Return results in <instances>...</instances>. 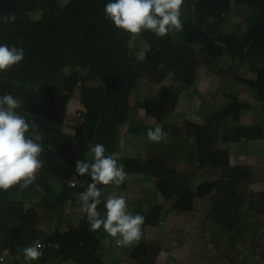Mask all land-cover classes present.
<instances>
[{"label":"trees","instance_id":"1","mask_svg":"<svg viewBox=\"0 0 264 264\" xmlns=\"http://www.w3.org/2000/svg\"><path fill=\"white\" fill-rule=\"evenodd\" d=\"M106 3L0 0V43L25 51L21 62L0 71V95L11 93L20 100L16 110L35 123L26 135L43 145L42 166L35 180L25 187L18 182L0 188V248L8 251L6 264H25L26 260L30 261L27 264H46L58 258L73 264H103L102 257L113 252L111 236L103 226L92 230L86 211L78 227L65 231L59 227L67 202L82 207L78 193L91 177L72 186L67 181L72 174L86 177L76 172L75 164L90 158L95 143L105 145L106 154L117 156L119 129L127 124L132 132L134 128L126 122L140 113L154 120L152 124L142 122L145 135L155 126L164 130L165 138L184 131L193 142L195 161L218 165L222 174L217 180L195 183L158 155L148 159L117 156L126 174L154 177V187L164 198L172 199L169 209L175 212L191 211L194 198L208 197L210 210L204 219L212 233L219 229L230 238L229 244L244 233L247 214L240 206L246 198L238 186L243 183L245 167L231 165L227 150L213 140L219 135L220 143L262 138L263 126L237 124L225 129L229 119L238 121L245 108L235 93L227 94V104L212 111L204 123L185 121L177 127L168 119L180 91L189 88L205 68L219 76L232 75L264 102V0H184L182 28L163 36L151 30L131 33L115 26L105 16ZM10 15L15 19H4ZM233 60L236 67L229 64ZM241 69L250 72L251 78L240 74ZM167 78L172 80L169 86L162 83ZM70 102L80 110L79 121L68 130L65 114ZM219 127L225 131L217 134ZM98 187L102 199L97 209L105 215L104 201L111 194L108 189L112 187L120 195L126 189L125 181ZM141 198L142 204L127 206L132 214L145 217L142 236L128 255L138 264H152L160 250L146 241L144 229L158 224L163 214L154 200ZM257 200L256 214L264 216V191L257 193ZM48 222L46 231L43 227ZM36 242L42 255L26 258L21 246Z\"/></svg>","mask_w":264,"mask_h":264},{"label":"crops","instance_id":"2","mask_svg":"<svg viewBox=\"0 0 264 264\" xmlns=\"http://www.w3.org/2000/svg\"><path fill=\"white\" fill-rule=\"evenodd\" d=\"M240 74L251 78V73L245 69H241ZM162 83L165 86H169L172 84V80L167 78ZM229 93L237 94L238 99L245 103V108L241 110L238 121L229 119L225 129H232L237 124H243L244 126L261 124L264 129V102L258 101L253 96L248 85L235 81L232 75L219 76L206 68L200 72L196 81L189 88L180 91L177 104L170 113L168 122L177 127L183 126L185 121L199 124L204 123L212 111H219L227 104V94ZM141 114L134 117L135 119L126 122L130 123L134 128L132 132H129V125L123 124L121 126L118 139L119 145L121 141V153L124 154H121V156H140L141 158L148 159L151 156L156 157L158 155L161 159L166 160L173 169L175 168L180 173L186 172L187 177L191 178L195 183L204 180H217L221 176L222 168L220 166L211 164L199 165L195 161L196 152L192 149L193 142L183 133L184 131L172 137L171 134H168L166 138L164 137L159 142L151 140L148 135L143 133L145 129L141 125L142 122L144 124H152L154 120L143 118ZM223 130V128L218 129L217 134H220ZM175 143H179L178 149L173 146ZM213 143L227 150L231 165L245 167L243 183L241 186H238V189L240 194L246 198L245 204H249V207L252 209L256 208L258 206L257 193L264 191V136L258 139H240L238 141L220 143L219 135L213 140ZM178 152L180 154L177 157L176 153ZM182 159L184 160L181 161ZM124 181L126 189L122 190L120 195L125 197L127 206L134 208L135 203L142 204L141 197L143 196L145 202L148 199H152L164 211V216L158 222V224L162 222V227L156 224L144 229V235L148 232H153L152 236L147 234L146 239L157 245L160 250L158 255L163 254L167 248L163 243L165 241V233L160 230L161 228L169 230L171 240L168 241L167 246L176 249L179 254L184 253L185 244L189 241L185 236L187 234H196L198 230L199 234L197 239L202 240L203 237L204 239L201 243L193 246L191 250L195 251V249L203 245L206 246L205 250L208 249L207 252L211 248H213L212 250L219 249L216 242L219 241L217 237H220L221 230L218 229L216 233H212L209 229L208 222L204 219L210 210L208 197L194 198L193 209L179 213L169 209V205L172 204V199L164 198L154 187L156 186L154 177L139 173L127 175ZM144 186H147L150 191L145 190ZM108 191L110 193H117V190L112 187ZM130 212L132 213V210ZM250 212V214L245 216V223L247 225V227L245 226V245L247 250H249V254L252 256L248 260V264H264V260L254 258L255 254H259L264 250V216L254 215L255 211ZM249 228H251V231ZM174 232L178 233L179 236L181 234L182 243L174 245V240H172L175 235ZM207 233L213 235L215 238L211 236L213 241L211 240V243L205 244L206 237L210 236ZM173 253V251H170V254ZM158 259L159 257L157 256L153 263ZM130 260L133 261L131 258ZM123 262L124 264H128L126 261Z\"/></svg>","mask_w":264,"mask_h":264},{"label":"clouds","instance_id":"3","mask_svg":"<svg viewBox=\"0 0 264 264\" xmlns=\"http://www.w3.org/2000/svg\"><path fill=\"white\" fill-rule=\"evenodd\" d=\"M183 3L184 0H107L104 13L115 26L131 33L151 30L156 35L163 36L173 28H182ZM4 19L12 21L15 16L10 15ZM24 57L25 51L22 47L0 43V71L18 64ZM19 106L20 100L11 93L0 95V188L2 189H7L18 182H21V187L27 186L35 180L36 171L42 166L40 157L43 145L37 139L26 135L30 127H35V123L27 120L16 110ZM147 135L151 140L159 142L166 133L160 126H156L154 129L150 128ZM90 152V158L78 159L75 164L78 174H87L91 177V182L84 186L85 190L78 193L83 205L80 208L67 202L64 205V213L72 211V208H76L77 211L83 209V213L85 211L87 213L90 228L96 230L103 226L108 233L105 232L107 236L119 237L118 242L121 247L138 241L142 236L141 226L145 217L139 213L132 214L123 195L113 192L108 196L104 201L105 215H101L97 209L102 199V189L98 185L109 183L120 185L127 175L123 164L118 161L116 153L106 154V147L102 143H95ZM72 177L77 178L76 175H71L67 181L70 186L77 183L75 180L72 181ZM62 218L64 221V217ZM28 245L24 248L26 258L35 259L42 255L39 242ZM7 252L6 249L0 248V254L5 256ZM108 254L102 257L103 264H108L106 258ZM61 261H49L46 264H63ZM5 262L4 259L0 264H6Z\"/></svg>","mask_w":264,"mask_h":264},{"label":"rangeland","instance_id":"4","mask_svg":"<svg viewBox=\"0 0 264 264\" xmlns=\"http://www.w3.org/2000/svg\"><path fill=\"white\" fill-rule=\"evenodd\" d=\"M231 65H233V67L235 65H237L234 60L233 61H229ZM220 65L222 64V61L220 62ZM223 67V66H222ZM236 67V66H235ZM233 71H235V69H233ZM79 110L80 108L76 107V104L74 103H67V112L65 114L66 117V122L65 124H67L66 128L69 130L71 129L73 126H75L77 124V122L79 121ZM119 131H121V129H119ZM173 146L178 149L179 148V143H175L173 144ZM118 149L119 152L117 153V156L123 157L121 156L124 155L123 153H121V141H120V145L118 142ZM177 157L179 156L180 152L176 153ZM184 159H182L181 161H183ZM191 161V160H190ZM192 162V161H191ZM88 175L86 174V177ZM127 176V175H126ZM86 178H80V177H72V181L75 180V182H84ZM85 186H87V184H85ZM126 193V191H125ZM144 198V197H143ZM76 208H72V211L66 212L63 217H64V221H62V223H59V227L62 231L67 230L69 227L71 226H77L80 224L82 218H83V209L80 210H75ZM240 210L243 214H250V211H255L254 215L256 214V208L252 209L249 207V204H243L242 206H240ZM162 211V214L164 216V211ZM46 228L49 229L50 224L49 222L45 225ZM158 226L162 227V222L158 224ZM247 225L245 224L242 231L244 233L239 234L237 237H235L236 240H234V242L232 244H229L230 238L224 236V235H220L219 237V241L217 242V246H219V249L217 250H212L213 248H211L208 252L206 249L205 250V245L198 247L197 249H195V251L191 250V248L199 243H201L204 239V237L202 238V240H198V234H199V230L196 234H187L185 237L189 240L187 241V243L185 244V251L182 254L177 253L176 249H172L170 246H167L168 241L171 240V237L169 235V230H165L164 228H161L160 230L165 233L164 238L165 241H163L164 245L167 247L166 251H164L163 254H159L157 255L159 257V259L152 263V264H248V260L251 259V255L249 254V250H247L246 247V227ZM148 227V226H146ZM145 227V228H146ZM251 231V228H249ZM203 232V231H202ZM107 233V232H106ZM153 232H148L147 234L149 236H152ZM205 233V232H203ZM108 234V233H107ZM147 234L143 235L144 238L146 239ZM174 236L172 238V240H174V245H178L179 243H182L183 240H181V234L179 236L178 233L174 232ZM209 234V233H207ZM210 235V234H209ZM213 235H210L209 237L207 236L205 239V244L211 243V240L213 241ZM178 238V241H177ZM119 237H111V244H112V254L110 255V253L108 254L107 258V263L108 264H124L123 261H126L128 264H138L136 260L133 259V261L130 260V256L128 255V252L132 249V247L137 243V241L129 244V245H122L118 242ZM147 242L153 243L152 241H149L148 239H146ZM236 242V243H235ZM172 245V246H174ZM27 246H29L28 244H25L23 246H21L20 250L23 251L22 254L25 255L24 253V248H26ZM260 246V245H258ZM186 247H188L186 249ZM262 247V246H261ZM169 251V253H168ZM170 251H173V254H170ZM126 252V253H125ZM156 256V257H157ZM254 258H259L264 260V250H262L259 254H255ZM132 259V258H131ZM56 260H62L60 258L56 259ZM27 262H30L29 260L25 261V264H27ZM63 264H73L72 261L70 260H62L61 261ZM151 262V261H150Z\"/></svg>","mask_w":264,"mask_h":264},{"label":"built area","instance_id":"5","mask_svg":"<svg viewBox=\"0 0 264 264\" xmlns=\"http://www.w3.org/2000/svg\"><path fill=\"white\" fill-rule=\"evenodd\" d=\"M4 259H5L4 254H0V263H3Z\"/></svg>","mask_w":264,"mask_h":264}]
</instances>
